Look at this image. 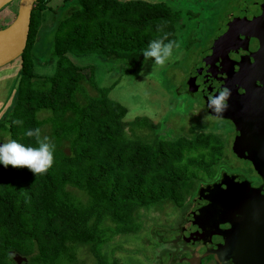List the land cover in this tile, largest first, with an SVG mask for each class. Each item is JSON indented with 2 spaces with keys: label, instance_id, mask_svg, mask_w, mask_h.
<instances>
[{
  "label": "trees",
  "instance_id": "1",
  "mask_svg": "<svg viewBox=\"0 0 264 264\" xmlns=\"http://www.w3.org/2000/svg\"><path fill=\"white\" fill-rule=\"evenodd\" d=\"M52 1L36 0L25 48L10 62L14 88L0 118V136L37 147L25 132L39 127L56 146L54 163L38 176L0 164V264H15L13 254L25 259L20 264H75L82 247L94 264H119L102 253L103 246L116 236L136 233L140 211L179 206L198 171L212 176L222 157V141L211 133L172 141L157 133L151 143L136 141L133 129L128 134L124 130V107L107 98L112 86L98 87L92 67H76L66 57L95 54L138 71L150 40L165 35V43L176 40L175 20L165 5L62 0L56 7ZM46 12L63 15L51 29V40L42 36L37 45ZM36 50L49 52L51 76L34 74ZM84 83L93 96L83 92ZM40 114L46 116L40 119Z\"/></svg>",
  "mask_w": 264,
  "mask_h": 264
},
{
  "label": "rangeland",
  "instance_id": "2",
  "mask_svg": "<svg viewBox=\"0 0 264 264\" xmlns=\"http://www.w3.org/2000/svg\"><path fill=\"white\" fill-rule=\"evenodd\" d=\"M61 1L53 0L50 4L57 7ZM140 1L165 5L166 10L175 20L173 36L178 37L180 47H185V42L188 52H192L194 56L213 38V34L219 33L217 30L224 23V17L228 12L237 6L245 7L248 3L258 0ZM16 4L17 0H13L0 10V27L11 22L15 15ZM61 15L63 14L54 16L50 12L44 13L45 23L39 29L37 45L42 36L46 41L51 40V29ZM48 54L47 51L40 53L36 50L34 52L33 72L35 75L40 77L52 75L54 61L48 59ZM190 56L188 53V58L185 59L181 54L173 62L168 60L163 68L153 67V60H144L138 71H135V67L127 69L120 62L106 61L95 54L66 55L68 61L76 67L86 65L92 67L94 82L98 87L112 86L107 98L124 107L123 122L127 123L124 130L128 134L133 129L136 141L151 143L155 141L157 133L159 138L171 141L177 137L188 140L196 133L215 134L225 143L222 144V157L214 171L217 172L220 168L225 171H243L242 162L237 161L238 165L235 166V161L229 151L230 140L225 132L231 131V124L211 118L204 120L207 114L201 106L198 108L195 105V100L191 107L183 97L175 95L177 90L182 88L188 68L194 64V59L196 60V56L194 59H189ZM14 72L13 63L0 68V118L12 100ZM82 89L88 96L95 94L86 83L82 84ZM165 92L166 94H163ZM45 116L46 114H40L39 118L42 119ZM43 128V132L47 134L48 126ZM6 139L0 136V144L6 142ZM230 167H233V170L229 169ZM197 177L199 179L197 184L202 185L209 181L199 171ZM178 215V211L171 204L163 205L160 211H140L138 231L134 234L112 238L103 246L102 253L109 260H116L119 264H152L153 256L163 251L162 247L158 246L162 231L168 228L174 217ZM75 264H94V259L87 248L82 247L77 251Z\"/></svg>",
  "mask_w": 264,
  "mask_h": 264
},
{
  "label": "water",
  "instance_id": "3",
  "mask_svg": "<svg viewBox=\"0 0 264 264\" xmlns=\"http://www.w3.org/2000/svg\"><path fill=\"white\" fill-rule=\"evenodd\" d=\"M12 1L0 0V10ZM35 2L17 0L14 18L0 29V68L22 54ZM260 9L261 13L249 12L246 23L239 26L240 45L223 53L215 63L217 82H205L200 89L208 114L214 113L207 106V98L218 95L224 87L230 89L229 107L219 118L246 127L243 137H250L255 145L248 156L257 165L262 180L257 189L237 181L235 176H224L214 184L218 195L211 215L219 216L218 223L228 226L220 236V245L222 255L231 264H264V5ZM12 260L15 264L25 262L18 254H13Z\"/></svg>",
  "mask_w": 264,
  "mask_h": 264
},
{
  "label": "flooded vegetation",
  "instance_id": "4",
  "mask_svg": "<svg viewBox=\"0 0 264 264\" xmlns=\"http://www.w3.org/2000/svg\"><path fill=\"white\" fill-rule=\"evenodd\" d=\"M262 5H264V0L252 1L245 7L237 6L228 12L224 17V23L217 30L219 33L213 34V38L199 49L197 55L193 56L192 52H188L185 42V47H180L179 50L173 49V56L169 59L171 62L181 54L185 59L188 58V53L191 55L189 59H194L196 56L194 64L190 65L188 73L184 77L181 90H177L175 95L183 97L191 107L195 100V105L198 108L201 106L208 114L200 89L204 87L205 82H210V80L213 81L210 82L211 84L217 82L218 72L215 69L217 67L215 63L219 61L223 53H228L233 47L240 45L239 26L246 23L249 12H260ZM261 15L259 14L260 18ZM175 41H179L178 37ZM173 106H175L174 103ZM211 119L231 124V131L225 132L230 140L229 151L235 161V166L238 165L237 161L242 162L243 171H225L220 168L219 171H214L211 177L204 176L209 181L202 185L197 184L199 181L197 177L198 180L190 192L185 195L182 203L179 206L171 204L179 215L174 217L172 224L162 231L164 237L160 235L158 246H161L163 251L157 256H153L152 264H231L230 260L222 255L220 245V236L228 230V226L218 223L219 216L211 215V211L215 210L214 197L218 195L217 192H214V184L220 182L224 176H235L237 181L247 182L251 189H257L262 185V180L256 171L257 165L248 156V150L255 145L250 137H243L246 127L215 116ZM238 133L241 135L238 136ZM224 143L225 141H222L223 145ZM229 169L233 170V167Z\"/></svg>",
  "mask_w": 264,
  "mask_h": 264
},
{
  "label": "clouds",
  "instance_id": "5",
  "mask_svg": "<svg viewBox=\"0 0 264 264\" xmlns=\"http://www.w3.org/2000/svg\"><path fill=\"white\" fill-rule=\"evenodd\" d=\"M167 35L160 39L150 40L146 49L142 51L145 61L153 60L155 66L163 68L166 62L173 56V49L179 50L180 44L175 40L167 43ZM231 96L229 88L224 87L218 91V95H210L208 100V108L212 109V113L207 114L204 120L213 116L222 117L223 113L228 109V100ZM13 123L19 125L23 121L16 120ZM27 137H34L37 147L25 146L16 140H7L0 144V164L5 168L11 166L13 168H27L35 176L45 174L54 163L55 144L50 141L48 136H42L39 127L29 129L25 132Z\"/></svg>",
  "mask_w": 264,
  "mask_h": 264
},
{
  "label": "crops",
  "instance_id": "6",
  "mask_svg": "<svg viewBox=\"0 0 264 264\" xmlns=\"http://www.w3.org/2000/svg\"><path fill=\"white\" fill-rule=\"evenodd\" d=\"M86 66H89V65H86ZM82 67V66H81Z\"/></svg>",
  "mask_w": 264,
  "mask_h": 264
}]
</instances>
